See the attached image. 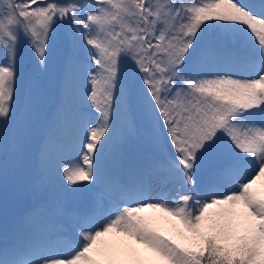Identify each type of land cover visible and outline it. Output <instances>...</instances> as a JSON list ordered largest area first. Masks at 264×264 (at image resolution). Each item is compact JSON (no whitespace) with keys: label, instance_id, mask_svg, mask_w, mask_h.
Segmentation results:
<instances>
[{"label":"snow or ice","instance_id":"1","mask_svg":"<svg viewBox=\"0 0 264 264\" xmlns=\"http://www.w3.org/2000/svg\"><path fill=\"white\" fill-rule=\"evenodd\" d=\"M0 206V264H264V0H0Z\"/></svg>","mask_w":264,"mask_h":264},{"label":"trees","instance_id":"2","mask_svg":"<svg viewBox=\"0 0 264 264\" xmlns=\"http://www.w3.org/2000/svg\"><path fill=\"white\" fill-rule=\"evenodd\" d=\"M56 78L60 79L59 60H54L52 67L49 70L47 77L45 78V87L50 88L49 86L51 85V83L54 86ZM52 89H55V88L53 87ZM60 101H61V97H57L55 94H52V92L48 94L44 91L43 99H42V106H41V117L33 132V135L35 136L38 135V138H37L38 141L35 144L31 143V148H30V152L33 150L34 159L29 165H25L26 171L25 170L23 171L22 180L18 184V185H21V189H22L21 198H22L23 203L18 204L17 207L11 211L10 215L19 213L20 211L24 210L25 206L31 203V197L29 195V192L26 190V185H28L32 180V170H33V166L35 165L38 154H39V148L42 143V139L47 134L50 124L54 123V115L57 111ZM63 127H64V124L59 126L57 130L62 129ZM26 175H27V182H26L27 184L23 182ZM15 186L17 185H12L10 187L15 188ZM8 194H9V191H8Z\"/></svg>","mask_w":264,"mask_h":264},{"label":"rangeland","instance_id":"3","mask_svg":"<svg viewBox=\"0 0 264 264\" xmlns=\"http://www.w3.org/2000/svg\"><path fill=\"white\" fill-rule=\"evenodd\" d=\"M49 87L50 88H48V87L44 88V91L46 93L49 94L50 92H52V94H55L57 97H61L60 87H59V78L55 79L54 86L51 83V85ZM53 87L55 89H52ZM78 134H79V130H78V127L76 126L75 122H68V123L64 124V127L62 128V130L58 133L59 137L61 138V140L63 142L64 154H71V146L74 143ZM37 138H38V135L37 136L32 135L31 143H33V144L37 143V141H38ZM33 159H34V154H33V150H32L29 154V159L26 162V165H29L33 161ZM23 182L25 184H27L25 178H24ZM21 190H22L21 185H17V186H15V188H11V187L9 188L8 201H7V216H8V221H9L10 225H11V222H10L11 211L14 208H16L18 204L23 203L22 198H21V195H22ZM8 204H9V206H8ZM2 214H3V207L0 206V215H2Z\"/></svg>","mask_w":264,"mask_h":264}]
</instances>
